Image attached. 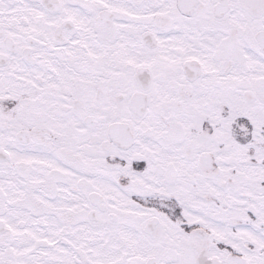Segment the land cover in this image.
<instances>
[{
    "label": "snow or ice",
    "instance_id": "1",
    "mask_svg": "<svg viewBox=\"0 0 264 264\" xmlns=\"http://www.w3.org/2000/svg\"><path fill=\"white\" fill-rule=\"evenodd\" d=\"M0 264H264V0H0Z\"/></svg>",
    "mask_w": 264,
    "mask_h": 264
}]
</instances>
